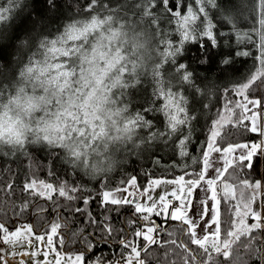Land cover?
Listing matches in <instances>:
<instances>
[{
	"label": "snow or ice",
	"instance_id": "snow-or-ice-1",
	"mask_svg": "<svg viewBox=\"0 0 264 264\" xmlns=\"http://www.w3.org/2000/svg\"><path fill=\"white\" fill-rule=\"evenodd\" d=\"M46 2L50 8H55L56 0H46ZM9 3L16 7L19 5V0H9ZM172 3L173 0H139L133 5L141 20L148 19L154 25L158 24L161 14L168 17L169 23H175L176 31L181 36L179 46L170 44L167 39L164 40L163 60L157 65V70H154L153 74L157 85L155 94H163L169 101L160 109L166 118L165 131L152 132L151 122L140 113L131 115L126 106L108 114L111 127H115L120 122L116 117L122 118V127L116 129L120 135L112 136L106 131L104 120L97 114L98 101L101 97H97L96 93L101 89L103 74L124 60L121 55V44H128L134 49L140 45L129 44V33L125 30L127 25L120 24L116 27L115 14L118 10L101 5V0H88L85 11L90 16L89 20L83 24L76 21L67 25L65 32L57 40L40 41V46L49 51L54 49L57 43L62 42L61 49L56 51H59L63 57H72L67 67L45 62L44 68L36 69L35 66H28L20 73L22 80L32 84L33 92L37 87L43 88L45 95L39 100L44 102L46 115L51 112L52 107L56 108L54 113L56 131H49L53 125L47 121H39L38 125L44 123L45 126L37 127L34 132L35 140L18 137L15 141L16 146L12 150L22 151L26 144L40 143V132L43 131L46 145L61 150L64 159L73 166L74 171L83 168L90 175L97 173L106 175L112 170L111 158L108 157V163L102 165L90 161L88 157L100 155L101 147L104 151H108L109 141H131L138 147L134 139L136 130L147 128L148 134L140 138L142 143L155 142L157 139L167 143L170 140L173 152L178 155L179 160L168 166L169 177L162 180L149 176L147 186L139 185L134 175L119 181L114 188L106 183L101 185L97 195L100 197L102 208L108 210V205H113L119 211L124 206L133 207L132 215L126 218L127 227L123 230L125 234L118 241L123 249L120 258L113 259L108 264H146L141 259V251H146L151 245L160 243L153 234L158 236L163 231L156 217H159L162 223H167L169 220L178 222L181 234L187 240V242L182 240L179 244V247L189 254L185 257V264H216L211 255L213 252L230 259L234 248H243L246 253L264 264V238L260 235L264 232V174L260 179H254L252 176L256 158L264 159V139L259 143L250 144L246 140L233 141L227 138V129L232 128L245 133H259L260 137H264V97L254 98L251 95L258 81L264 84V0H238V5L234 8H221L219 0H175V8L172 7ZM98 5L104 7L109 14L93 15L98 12ZM209 7L220 10L223 23L232 28L228 33L230 37L245 46H257L259 55L256 60L260 67L250 73L244 81L237 82L230 89H225L222 105L225 113L222 115L217 111L215 115H209L210 124L207 126L205 139L194 142L192 122L198 117L193 115L189 109L188 98L178 89L187 85L197 94L203 93L194 82V73L185 63L178 62L176 57L181 54L185 41L199 43L201 49L206 46L214 48L220 46L224 33L217 31V26L209 15ZM157 8L159 12L154 11ZM238 9L246 10L247 15H244V19L251 20L247 31H241L237 23ZM11 11V7H0V22L8 20L7 14ZM97 29L100 33H107V36H100L97 44L89 50L87 45L91 43L88 41L90 30L96 32ZM141 35L142 33L133 30L132 40H138ZM68 41L74 43L68 45ZM76 41L79 43H75ZM114 41L115 47H113ZM236 55L250 56L252 53L237 51ZM99 60L105 62L106 68L98 67ZM163 62L172 65L170 78L167 80L163 78ZM207 62V58L202 55L200 63ZM221 63L227 65L231 60L223 58ZM125 67L126 65L120 64L119 71L122 72ZM52 69H55V74ZM94 98L97 100L95 105L92 103ZM15 99L19 101V96ZM34 99V97L26 98L29 109L36 106L33 104ZM0 107L4 105L0 103ZM202 108L210 111L212 105L204 104ZM225 117L228 119L227 126L222 123ZM76 125L83 126L76 127ZM86 128L93 130L89 133ZM97 140L103 143H90ZM154 163L159 165L160 160H155ZM245 169L249 171L245 172ZM162 183L171 185L173 190L154 197L152 193ZM11 188L12 185L9 184V192ZM129 188L135 191L129 192ZM22 191L30 197L34 195L45 197L52 200L55 205L56 201L51 196L53 191L57 192L59 197L73 201L77 199L73 194L79 189L76 186H69L66 182L54 187L52 183L32 178L25 180ZM137 191H140L139 197L136 195ZM124 193L128 195L125 196ZM91 199H93L91 196L84 198L85 207H77L74 211L86 214V223L100 229L103 235L98 242L109 243L110 241L104 237H110L116 229L110 222V216L104 215L97 220L91 214L87 207ZM31 206L30 201H25L17 206L18 210L13 211L12 217L7 221L0 220V264H26L25 257L32 260V264H52L51 261L42 262L34 259L40 254L47 257L52 253H55V264H106L103 254L92 261L88 260V254L95 245L84 235L83 230L74 233L84 240L83 249L67 254L65 252L67 241L59 231L62 224L58 216L48 222L47 228H41L39 231L34 225L22 221L20 218ZM225 207L230 214L228 221L223 219ZM43 211L40 209V212ZM2 214L0 212V215ZM249 219L253 223H247ZM24 237L29 239L26 241ZM33 239L39 246L47 248V251L37 252L35 250L37 244L32 243ZM140 239L145 242L143 246L139 243ZM170 243L176 244L177 241L173 239ZM25 246L33 250L17 251L18 248ZM197 250H202L203 260L197 256Z\"/></svg>",
	"mask_w": 264,
	"mask_h": 264
},
{
	"label": "trees",
	"instance_id": "trees-1",
	"mask_svg": "<svg viewBox=\"0 0 264 264\" xmlns=\"http://www.w3.org/2000/svg\"><path fill=\"white\" fill-rule=\"evenodd\" d=\"M138 2L139 0H101V5L118 10L115 14L116 27H119L120 24L127 25L125 30L128 31L131 38L133 30L142 33L138 40L147 42L152 48V58L145 59V63L138 66L134 61V48L128 44H121V55L125 58L120 64H124L126 67L121 72L119 71L120 64H117L105 72L101 80V89L109 98L110 109L116 111L118 108L126 106L131 115L140 113L147 121L151 122L152 132H163L166 130V118L160 109L169 101L163 94H155L157 85L153 74L154 70H157V65L161 64L163 60L164 40L167 39L170 44L179 46L181 36L176 31L175 23L170 24L169 18L162 14L158 24L155 25L148 19L141 20L138 11L133 7ZM219 3L221 8H234L238 5V0H219ZM87 4L88 0H56L55 8H50L46 0H19V5L14 7L9 3V0H0V7L12 8V11L7 14L9 19L0 22V100L11 95V84L20 78V73L28 66H35L36 69L44 68L46 67L45 62H47L67 67L72 57H63L59 51H56V49H61L62 42L57 43L55 48L49 51L40 46V41L57 40L65 32L67 25L76 21L83 24L89 20L90 16L85 11ZM172 7H176L175 0H173ZM97 8L98 12L93 15L109 14L104 7L98 5ZM154 11L159 12L160 10L157 8ZM208 12L217 26V31L224 33L220 40V46L216 48L206 46L201 49L199 43L185 41L181 54L176 57L178 62L185 63L188 69L194 73V82L203 93L197 94L187 85L178 89L188 98L189 109L194 116L198 117L192 122L194 142L205 139L207 126L210 124L209 115H215L217 111H222L225 89H230L237 82L244 81L250 73L260 67L256 60L259 55L257 46H245L243 43H238L237 39L230 37L228 33L232 31V28L223 23L219 9L209 7ZM244 15H247L246 10L238 9L237 23L241 31H247L251 24V20H245ZM97 33H100L99 29L96 32L90 30L88 41L91 43L87 45V49L90 50L92 46H95L100 36H107V33H100V35ZM73 43V41L67 42L68 45ZM75 43H79V41ZM115 46L116 42L114 41L113 47ZM49 47L51 48V45ZM237 51H247L252 55L238 56L236 55ZM89 55L91 56L90 52ZM202 55L207 58V63H200ZM223 58H229L231 63L222 64ZM97 63L100 69L106 68L103 60H99ZM133 65L137 68L135 72L131 71ZM171 69L170 63L163 62L162 72L165 80L170 78ZM52 72L55 74V69H52ZM251 95L254 98L264 97V84L258 81L253 87ZM236 99H240V97H236ZM209 103L212 105L210 111L202 108V105ZM116 119L120 122L115 127H111L109 122L106 124V131L110 132L112 136L120 135L116 129L122 127L123 124L121 117H116ZM82 126L76 125V127ZM85 130L90 133L93 129L86 128ZM227 132V138L233 141L246 140L250 144L259 141V135L256 133H245L234 128L227 129ZM147 134V128L136 130L134 139L136 145H139L138 147L134 146L131 141H110L111 144L106 155L111 158L113 164L112 170L106 175L102 173L90 175L83 168L74 171L73 166L64 159L61 150L50 148L46 144H26L24 150L15 152L12 148L0 145V212L3 213L0 215V220L7 221L9 217H12L13 211L18 210V205L30 201L32 206L20 219L34 225L39 231L41 228H47L48 222L58 216L62 224L59 231L63 233V238L67 241L65 249L67 254L83 249L84 240L79 235H74V233L83 230L84 235L95 245L88 254V260L92 261L101 254L106 258V264L113 259L118 260L123 250L118 241L125 234L123 230L127 227L126 218L132 215L133 207L124 206L119 211L113 205H108V210L102 208L100 197L97 195L101 185L106 183L109 187L114 188L119 181L134 175L137 177L139 185L147 186L149 176L161 179L169 177L168 166L179 160L178 155L173 152L170 140L167 143L160 139L155 142L149 141L147 144L142 143L140 138ZM90 143H100V141H90ZM193 152L195 154V149ZM92 158L93 155L88 157L89 160ZM155 160H160V164H155ZM244 171L248 172L249 170L245 169ZM262 174H264V159L257 157L252 176L254 179H260ZM32 178L52 183L54 187L61 182H66L69 186H76L79 191L73 195L77 199L68 201L59 197L55 191L51 193L56 201L55 205L52 200L39 195L30 197L22 189L25 180ZM9 184L12 185L10 192L8 191ZM88 196L93 197L87 206L91 214L97 220L104 215L110 216V222L116 229L110 237H104L110 241L109 243L98 242L101 241L103 235L100 229L86 223V214L74 211L77 207H85L84 198ZM40 209L44 211L40 212ZM155 219L163 229L158 236L154 233L160 243L151 245L146 251H141V259L146 264H185V257L189 254L185 253L179 244L182 240L184 242L187 240L182 236L178 222L169 220L167 223H162L159 217ZM223 219L225 221L230 219L226 207ZM260 235L264 238V232ZM173 239L177 241L176 244L170 243ZM166 241L168 243H164ZM139 243L143 246L145 242L140 239ZM191 247L195 248L196 246ZM211 255L216 264H261L260 260L246 253L243 248H234L230 259L214 252ZM197 256L200 260L204 259L202 250H197Z\"/></svg>",
	"mask_w": 264,
	"mask_h": 264
},
{
	"label": "clouds",
	"instance_id": "clouds-1",
	"mask_svg": "<svg viewBox=\"0 0 264 264\" xmlns=\"http://www.w3.org/2000/svg\"><path fill=\"white\" fill-rule=\"evenodd\" d=\"M136 43L129 37V44ZM146 47V45H145ZM139 49V47H138ZM125 58V57H124ZM12 93L11 95L6 96L0 103L4 107H0V145L13 148L16 146L15 141L18 137H23L26 140H35L34 132L39 126L44 128V123L39 121H47L49 124H52L53 127L49 128V131L55 132L56 128L54 127L56 122V108L52 107L51 112L46 115L44 102L40 101L39 98L44 96L43 88L37 87L36 91L33 92L32 84L27 83V81L22 80L21 78L17 79L11 84ZM23 89V91H21ZM99 99L98 104V116L100 119L104 120L105 124L108 123V114L114 113L112 109L109 108V98L104 94L103 89H98L96 93ZM19 96V101L15 98ZM27 97H34L33 104L35 107L29 109L26 103ZM106 97V98H105ZM9 101H13L9 103ZM92 103L97 104V100L94 98ZM43 114V115H41ZM99 123V121H97ZM44 133L40 132V143L46 144V141L43 140ZM11 140V142H9ZM102 144L103 142L100 141ZM109 141V145H110ZM109 150V149H108ZM107 151L103 150L101 147V153L98 156L93 157L90 161L97 164L106 165L108 163V157L106 155Z\"/></svg>",
	"mask_w": 264,
	"mask_h": 264
},
{
	"label": "rangeland",
	"instance_id": "rangeland-1",
	"mask_svg": "<svg viewBox=\"0 0 264 264\" xmlns=\"http://www.w3.org/2000/svg\"><path fill=\"white\" fill-rule=\"evenodd\" d=\"M136 41V44L140 45L139 46V49L138 48H135L133 49V55H135L134 57V61H135V64H138V66H141L142 64L145 63V59L147 58H152V55H151V52H152V48L151 46L145 42V41H142V40H135ZM146 45V47H145ZM258 54H259V51H258ZM135 70H137V68H131V71L132 72H135ZM225 113V109L223 108L222 111H221V114L223 115ZM43 115V114H41ZM222 123L226 126L228 124V119L227 117H225V119L222 121ZM257 134V133H256ZM259 134V133H258ZM261 139H264V137H260L259 136V141L257 143L260 142ZM163 180V179H162ZM173 189H172V186L171 185H167V184H163L160 186V187H157L155 189V191L152 193V195L154 197H158L160 194H162L163 192L167 191V192H171ZM132 191H135L134 189H131L129 188V192H132ZM142 191V190H141ZM199 194V193H198ZM125 196L128 195V193H124ZM136 195L139 197L140 196V191H137L136 192ZM141 202H143V198H141ZM254 207H256V205H254ZM247 223L251 224L253 223V221H250V220H247L246 221ZM154 235V234H153ZM155 236V235H154ZM24 239L27 241L29 239V237H24ZM32 243L33 244H37V242L33 239L32 240ZM33 249L25 246L24 248H18L17 251L18 252H23V251H32ZM37 252H46L47 251V248H43L41 246H39L37 244V247L35 249ZM26 260V264H32V260H28L26 257L24 258ZM34 259L36 260H39V261H51L52 264H55V253H52V254H49L47 257H45L44 255L40 254L38 255L37 257H35Z\"/></svg>",
	"mask_w": 264,
	"mask_h": 264
},
{
	"label": "crops",
	"instance_id": "crops-1",
	"mask_svg": "<svg viewBox=\"0 0 264 264\" xmlns=\"http://www.w3.org/2000/svg\"><path fill=\"white\" fill-rule=\"evenodd\" d=\"M258 134V133H257ZM259 135V134H258Z\"/></svg>",
	"mask_w": 264,
	"mask_h": 264
}]
</instances>
